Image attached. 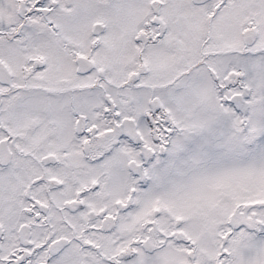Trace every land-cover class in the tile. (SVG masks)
I'll use <instances>...</instances> for the list:
<instances>
[{
  "label": "snow or ice",
  "instance_id": "obj_1",
  "mask_svg": "<svg viewBox=\"0 0 264 264\" xmlns=\"http://www.w3.org/2000/svg\"><path fill=\"white\" fill-rule=\"evenodd\" d=\"M0 264H264V0H0Z\"/></svg>",
  "mask_w": 264,
  "mask_h": 264
}]
</instances>
